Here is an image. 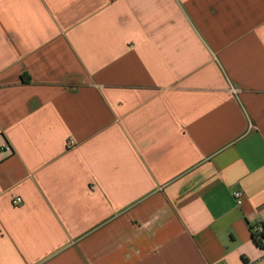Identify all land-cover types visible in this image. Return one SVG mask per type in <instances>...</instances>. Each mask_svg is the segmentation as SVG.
<instances>
[{
    "label": "crops",
    "instance_id": "1",
    "mask_svg": "<svg viewBox=\"0 0 264 264\" xmlns=\"http://www.w3.org/2000/svg\"><path fill=\"white\" fill-rule=\"evenodd\" d=\"M261 227L264 0H0V264H264Z\"/></svg>",
    "mask_w": 264,
    "mask_h": 264
},
{
    "label": "trees",
    "instance_id": "2",
    "mask_svg": "<svg viewBox=\"0 0 264 264\" xmlns=\"http://www.w3.org/2000/svg\"><path fill=\"white\" fill-rule=\"evenodd\" d=\"M263 229H264V227H263ZM252 237L258 246H260V247L264 246V231L260 233V232H258V230L254 231L252 229Z\"/></svg>",
    "mask_w": 264,
    "mask_h": 264
},
{
    "label": "built area",
    "instance_id": "3",
    "mask_svg": "<svg viewBox=\"0 0 264 264\" xmlns=\"http://www.w3.org/2000/svg\"><path fill=\"white\" fill-rule=\"evenodd\" d=\"M233 89L235 90V88H233ZM70 144L74 145L73 141H70ZM8 150H10V149L8 148ZM234 197H235L237 203L240 204L241 203V198H242V193L240 191H237V192L234 193ZM15 203L16 204H20L21 203V199H16ZM263 231H264V229L262 227L258 229V232H260V233L263 232Z\"/></svg>",
    "mask_w": 264,
    "mask_h": 264
}]
</instances>
